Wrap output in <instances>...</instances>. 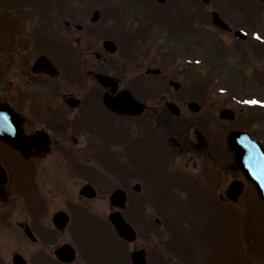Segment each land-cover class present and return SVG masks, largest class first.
<instances>
[{"label":"flooded vegetation","instance_id":"flooded-vegetation-1","mask_svg":"<svg viewBox=\"0 0 264 264\" xmlns=\"http://www.w3.org/2000/svg\"><path fill=\"white\" fill-rule=\"evenodd\" d=\"M206 10H171L160 18L195 24L212 11ZM124 22L115 18L107 29L122 35ZM93 29L87 34L94 38L99 31ZM64 35L61 0H0V101L21 125L13 143L0 138V264H74L54 250L69 243L77 255L84 246L85 209L98 220L91 229L105 219L92 199L79 196L83 184L94 186L98 199L116 189L130 197L138 188L154 193L157 185L160 191L194 183L208 188L226 174L225 155L194 139L198 130L206 134L207 124L220 127L214 113L220 110L203 100L191 110L196 90L170 86L176 77L162 68L159 75L143 70L162 66L165 54L141 53L129 43L122 54L102 44L89 50L78 40L72 55ZM96 73L112 80L101 82ZM161 91L166 96L159 100ZM132 96L143 101L142 110ZM240 114L235 111V121L243 124Z\"/></svg>","mask_w":264,"mask_h":264},{"label":"rangeland","instance_id":"rangeland-1","mask_svg":"<svg viewBox=\"0 0 264 264\" xmlns=\"http://www.w3.org/2000/svg\"><path fill=\"white\" fill-rule=\"evenodd\" d=\"M95 1L96 0H91L92 4H89L88 0L75 1V5H77V8L79 10L83 9V11H84L83 14H86L87 11L89 12L88 13L89 17L81 19V18H78L79 15H77V14H76V17H74V16H71V14H69V12L63 13L64 11H62L63 22L65 20H71V21L73 20L79 24L88 23L89 18L91 16V12L93 11L94 8H100V10L102 11V13H101L102 17L109 16L108 12L110 11V9L115 8L117 11L124 13V15H125V13L126 14L145 13L146 17H148L149 21H148V24L146 27L143 26L139 29H135V30L132 29L131 31L127 32V34L132 38L137 36V35H143V33L146 34L149 26L152 23H156V26H158L159 29H162V28L166 29L170 33V36L173 37L175 40H178V41L186 40L187 37L191 35L190 28L184 23L182 18L178 19V18L173 17L172 15H170V16L168 15V17L164 16L161 19V18H159L160 12H158V11H162L164 14H166L168 12L170 13V11H171L170 9L172 7H176L177 9L184 7L187 3H189L190 0H173V3L170 1L167 5H159L158 3L155 4L151 0H103V2L106 3L104 8H103V4H99V2L93 3ZM217 6H219V9H223L225 14H227V15L232 14V12H236V13H237V11L241 12L243 14L242 19H244V24L247 25L248 27L249 26H251L252 28L256 27L257 24L256 25H254V24L258 21L257 17L260 15L258 12H260L259 9L261 8L256 0H237L236 2L232 1V3H227V0H218ZM239 8H241V9H239ZM63 9L64 8L62 7V10ZM231 10H233V11H231ZM132 17L134 18V16H132ZM138 17L139 16H137L135 18V19H137V21H138ZM262 17L264 18V14ZM140 21H142V19H140ZM259 22L261 24L260 27L261 28H262V26L264 27V20H259ZM100 26H102V25L99 24V27ZM201 32L203 35H205L206 31L202 30ZM64 33L68 34V36H67L68 37V43L70 44V46L72 48L75 47L76 42L78 40H80L82 42L83 46H86L89 50H94L95 46L98 45L100 43V41H102L106 37V36H103V34L100 32L99 37L98 36L96 37L94 35V38H93V37L88 36L87 29H83L79 32L75 27H72L70 29H66L64 27ZM105 34H108V33H105ZM109 35H112V34L109 33ZM161 36L162 35H160V37ZM108 37H110V36H108ZM110 38L113 39V37H110ZM166 39L167 38H164L165 42H168V41H166ZM263 45H264V43H263ZM207 47H208V44L204 43L198 53H197V48H194V53L199 54V57H201L200 54L206 53L205 50H203V49L207 48ZM227 49H229L231 51V53H233L234 52V44L229 43ZM152 51H153V48H152ZM238 59H240L239 56L234 57V58L233 57L225 58L224 60L220 61V62H222V65H223L221 72L219 75H217V73H214L215 75L212 77V79L210 78L211 74L206 71L208 65L206 63L207 60L204 59L202 62V65H197V66L192 67L193 70H192V73L190 74V78L185 77L183 83L185 84L188 80H190V83H191V80L194 79L195 76L199 75L198 79L202 80V81L206 80V82L209 84L210 90H211V88L213 89L212 91H208L210 93V95L211 94H214V95L217 94L218 86L225 87V86H227V84L232 85V86L237 85L239 87V89L237 91L240 92V94L243 93L244 90L246 91L245 93H251L252 92L251 88H253V86H254V84L252 82L253 71L256 69V67H258V65L253 66L254 64L251 63L252 66H247V65L242 66L237 61ZM254 60L257 61L258 64L264 65V57L262 59L256 57V58H254ZM252 67H254V68L252 69ZM259 68H262V67H259ZM193 72L195 75L193 74ZM177 78L178 79L180 78L179 73L177 74ZM209 78L211 79V81L209 80ZM154 82H155V84H157L156 81H154ZM247 90H250V91H247ZM217 95H215V100H214L215 104L217 105L215 107L216 110H217V108H220L221 104H223L226 101V99H227L226 97L230 98L229 93L217 94ZM228 105H230V104H228ZM214 113L216 115V111ZM223 127H224V131H225L226 127L225 126H223ZM254 128L258 132L259 131L264 132V122L262 120H259L258 123L255 122ZM230 158L228 159V161H226L227 168H228V165L231 164L230 162L233 161V163H234V159L233 158L230 159ZM234 174H235L234 170L228 169V172L226 173L227 176L225 178L226 183L229 182V179L234 177ZM226 183H225V185H226ZM222 188L223 187H221V186L219 188L212 187V188H210V190L214 192V196L217 198L219 196L220 190ZM224 188L221 190L222 192H224L223 191ZM155 190H156V193L159 195V201L166 202L167 196L165 195V193L160 191L158 185L156 186ZM175 193H176V197L174 194L173 199L175 201L178 200L182 203H184L185 200L187 199V197L189 196L188 192L184 193V196H183L182 191H179V192L176 191ZM246 193H248L247 194L248 197L246 199H242L241 202H239L237 204L233 203L234 205H237V206H233V211L235 212V215L234 214H233V216L230 215V219L232 218V220H231V222L227 223V227H231L232 225H236L237 223L242 224V222L244 225L245 221L248 222V230H249L250 234H252V235L256 234L258 236V238L255 239L253 236L250 239L251 248H248L250 243L243 241V239H246V238H243V239L240 238L235 243L234 247L237 249V253L240 255L241 259L243 260V263L245 262V264H264V226H261V224H264L263 223V221H264V202L261 203V201L258 199L254 189L250 188L249 190H247ZM148 194L150 197L152 196L153 198H156L153 196V194H151V193H148ZM192 195H193V197H195L194 194H192ZM146 196H147L146 194H144L142 196L136 195L134 197V199L136 202H138V201L141 202L144 200V198ZM159 201H157V203L152 202V204L158 208V206L160 207V205L158 204ZM94 202L99 207V208L98 207L94 208V210H96L99 214H101V217H105V219H107L106 216L111 209V207H109V203L107 201L105 202L104 200H99V201H94ZM134 202H132V204H134ZM249 202L251 205H253L254 209L262 212L263 221H261V218L258 215H256V213L254 214L249 209V207H250ZM155 206H153V207H155ZM186 206H187V204H186ZM186 206L184 208H186ZM138 208H141V206L139 204L137 206L134 205V213H136L134 215L132 214L131 210L129 211V215L132 216L131 218H133L134 220H140L142 222V223H140L141 225L147 224L148 228H150V227L153 228V221H154L153 218L154 217L152 214L154 213V211L150 209V208H152V206L148 205L150 213L146 210L144 211V209H143V211L139 212ZM164 208L167 211L170 210L172 215H174L175 218L177 219L178 218L177 215H179L178 212L181 214L180 210L182 209V204L177 203V205H175L174 207L172 205L171 206L165 205ZM189 213L192 215V217L196 221H198V222L201 221L200 214L197 212V210L191 209V210H189ZM105 214H106V216H105ZM163 215H164V217H166L165 214H163ZM216 217L219 218L217 221L220 222L223 218L227 217V214H220V215L214 214V215L210 216V218H213V219ZM239 226H241V225H239ZM107 227H110V226H107ZM241 227H239L240 229H238V231H240L242 229ZM142 228L143 229L141 230V232H143V231L145 232L147 229V227H145V226H142ZM160 230L161 229L159 226L155 227V236L156 237L152 236L153 242L158 238V236H160V235H157L160 233ZM112 232H113V229H112ZM113 234H115V233L113 232ZM149 236H150V233H148V237ZM105 238H108V237L105 236ZM105 238L104 237L100 238L102 241L104 240L103 243L109 241L108 239H105ZM130 246L131 245H125V247H124L125 249L122 248L123 251H125V254H124L125 258L128 257V251L130 250L129 249ZM153 253H154V251H153ZM200 254L202 255V251H200ZM83 258H84L83 256L79 257V259L77 260L78 264H82V262H84L85 259H83ZM166 258H167V264H176L177 262H180L181 259H184V263L187 264L186 258L182 254H180V253L178 254L177 251H174L170 255L166 256ZM117 259L119 260V264H126V260H124L123 256H117ZM43 264H45V263H43ZM128 264H129V262H128Z\"/></svg>","mask_w":264,"mask_h":264},{"label":"water","instance_id":"water-1","mask_svg":"<svg viewBox=\"0 0 264 264\" xmlns=\"http://www.w3.org/2000/svg\"><path fill=\"white\" fill-rule=\"evenodd\" d=\"M5 107L0 106V136L2 133H8L9 116L5 115ZM230 146L236 152V158L238 166L244 170L248 179L252 180L258 189V193L261 197L264 198V167H259L262 163V157H258L255 148L248 142H243L242 144L247 147V150L244 147L240 146L241 141L236 142V137L234 134L230 135L229 138ZM243 141V140H242ZM113 220L115 222L118 232L122 236L128 237L132 234V229L125 223V221L120 216H114ZM133 259L135 264H145L143 251H137L136 254H133Z\"/></svg>","mask_w":264,"mask_h":264}]
</instances>
